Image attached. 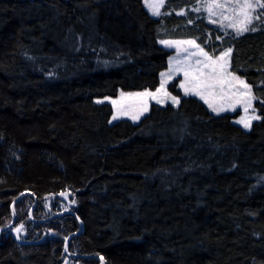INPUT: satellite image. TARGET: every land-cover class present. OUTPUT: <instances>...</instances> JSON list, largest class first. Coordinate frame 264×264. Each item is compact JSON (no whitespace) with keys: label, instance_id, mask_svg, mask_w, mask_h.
Instances as JSON below:
<instances>
[{"label":"trees","instance_id":"1","mask_svg":"<svg viewBox=\"0 0 264 264\" xmlns=\"http://www.w3.org/2000/svg\"><path fill=\"white\" fill-rule=\"evenodd\" d=\"M165 28L232 49L260 116L249 130L176 79L177 105L109 122L94 100L158 86ZM23 192L0 264H264V23L228 35L193 13L153 17L143 0H0V229Z\"/></svg>","mask_w":264,"mask_h":264},{"label":"rangeland","instance_id":"2","mask_svg":"<svg viewBox=\"0 0 264 264\" xmlns=\"http://www.w3.org/2000/svg\"><path fill=\"white\" fill-rule=\"evenodd\" d=\"M143 2L149 14L156 18H161L170 13L183 16H188L189 13H193L196 17L204 18L209 25L219 29L224 34H241H238L234 28L229 27L230 23H234L237 20V14L233 11L234 0H196L189 6L182 7L178 10L169 11H163V7L166 3V0H163L162 5L159 7V15H154L153 10L149 7V4L159 3V0H148V3H146V0H143ZM252 2L255 3V0H252ZM213 4H224L225 7H212L210 12L209 6ZM254 14H261L260 19L253 20L251 25V27L256 29L260 24L264 23V9L257 8ZM213 20L216 22L213 23ZM166 28L164 31V36L159 39V43L163 47L171 50V54L168 59L167 68L162 70L159 74L158 86L155 89L119 90L116 96H105L96 98L94 100L96 103H109L111 105L112 114L110 116L109 122L113 123L120 119H128L132 122H137L142 116L148 113L152 103L162 106L168 103L177 105L178 103L173 102V97L176 98L178 102L180 98L178 95L172 93L169 89V84L176 79L177 87L180 90L182 96H194L198 98L213 114H232L234 116L232 121L235 124L241 126L245 130H249L252 126V123L260 119L258 111L254 105L256 99L252 92L251 85L247 83V81L242 76L233 73L230 70L229 56L227 58L226 72L224 76L220 77L218 73L213 72V66L211 62L216 61L217 58L225 53L229 48H226L219 53H212L199 44L196 38L171 36L169 33H167L168 31ZM161 41H167L170 43H161ZM189 41H193L194 43H188ZM205 53L207 54V57H211V60L207 59V57L204 55ZM185 73H187V75H185ZM233 76L243 80L251 88L250 95L252 100L251 106L247 112L245 111L246 105L244 103L237 102V95L235 94L239 88V85L236 81L232 80ZM229 81H231V85ZM162 83L163 90L161 92H157V89L161 88ZM182 84L188 88H191L192 91L186 93L185 87H181ZM145 92L154 94L156 98L153 99L152 96L138 97L135 95ZM112 101H116L117 103L113 104ZM145 106L147 110L142 111ZM118 109L127 111L128 114H121V111H118ZM136 114H139V118L133 119V115ZM114 116L116 117L115 119H113ZM253 116H258L259 119H252ZM241 118L249 120L250 127L245 128L243 124L239 122ZM51 199V196L47 197L42 204L46 214L50 213L51 211ZM15 216L16 213L14 211V216L12 215L11 222L13 219H15ZM21 225L23 228L20 232H23L25 224H20L15 228H18ZM63 264H71V262L68 258H65Z\"/></svg>","mask_w":264,"mask_h":264},{"label":"snow or ice","instance_id":"3","mask_svg":"<svg viewBox=\"0 0 264 264\" xmlns=\"http://www.w3.org/2000/svg\"><path fill=\"white\" fill-rule=\"evenodd\" d=\"M146 3H148V0H146ZM163 0H159V3H151L149 4V7L153 10L154 15H159V7L162 5ZM212 7H219L223 8L225 7L224 4H213L209 6V11L211 12ZM264 9V2L262 0H255V3L252 2V0H234V8L233 11L236 12L237 14V20L234 23H230L229 27L234 28L236 32L242 33L246 31H255L256 29L254 27H251L253 20H259L261 14H254L256 12V9ZM215 23L216 21H212ZM161 43H170L167 41H161ZM188 43H194L193 41H189ZM198 47V46H197ZM203 51V50H201ZM232 49H228L225 53H223L220 57L217 58L216 61H212V66H213V72L218 73L220 77H223L225 72H226V64H227V58L229 54L231 53ZM207 57V54H204ZM207 59L211 60V57H207ZM163 75V74H162ZM187 75V73H185ZM233 81H236L239 85V88L237 89V92L235 95H237V102L238 103H244L245 106V111L247 112L249 107L251 106V100L252 97L250 95L251 93V88L248 84H246L243 80H240L238 77H232ZM222 82V80H221ZM231 85V81H229ZM210 86V85H206ZM181 87H185V92L192 91L191 88L186 87L185 85H181ZM163 90V83L161 84V88L157 89V92H161ZM199 94V93H197ZM138 97H143V96H152L153 99L156 98V96L152 93H138L135 94ZM159 102V101H158ZM173 102L178 103L176 98L173 97ZM113 104H116V101H112ZM211 106V105H210ZM147 108L146 106L142 109V111H146ZM214 110H222V109H214ZM118 111H121V114L127 115V111H122L118 109ZM141 111V114H142ZM116 117L114 116L113 119ZM139 114L133 115V119H138ZM252 119H259L258 116H253ZM245 128L250 127V121L241 118L239 121ZM23 226L21 225L20 227L16 228V232L19 233L22 230Z\"/></svg>","mask_w":264,"mask_h":264},{"label":"water","instance_id":"4","mask_svg":"<svg viewBox=\"0 0 264 264\" xmlns=\"http://www.w3.org/2000/svg\"><path fill=\"white\" fill-rule=\"evenodd\" d=\"M25 194H30V193H29V192H23V193L20 194V195L15 199V201L11 204V211H12V215H13V216H14L13 208H14L15 203L20 199V197H22V196L25 195ZM36 203H37V200L34 199V202H33L32 206H31V208H30V210H29L30 217H31L32 210H33V208L35 207ZM13 221H14V219H13L12 222H10L8 225H6L5 227L1 228V229H0V233H1L3 230H5V229L11 227ZM14 234L16 235V231H15V230H14ZM68 239H69V238L66 239V242L68 241ZM71 255L73 256L74 254H71Z\"/></svg>","mask_w":264,"mask_h":264},{"label":"flooded vegetation","instance_id":"5","mask_svg":"<svg viewBox=\"0 0 264 264\" xmlns=\"http://www.w3.org/2000/svg\"><path fill=\"white\" fill-rule=\"evenodd\" d=\"M16 231V230H15Z\"/></svg>","mask_w":264,"mask_h":264}]
</instances>
